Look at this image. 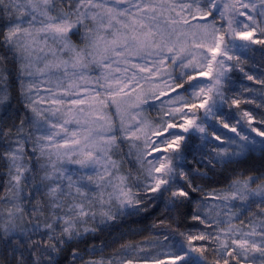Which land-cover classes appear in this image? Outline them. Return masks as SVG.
Instances as JSON below:
<instances>
[{
	"label": "snow or ice",
	"instance_id": "6c2138e0",
	"mask_svg": "<svg viewBox=\"0 0 264 264\" xmlns=\"http://www.w3.org/2000/svg\"><path fill=\"white\" fill-rule=\"evenodd\" d=\"M176 7L171 0H0V46L4 50L0 60L10 55L18 62L21 83L34 76L54 82L56 90L49 89L51 103L61 106L49 110L51 116L31 108L35 116L20 118L14 139H6L11 129L0 128V140H5L0 157L8 178L0 194V256L5 264H206L204 253L213 246L220 256L215 264H245L249 259L251 264H264V177L236 178L227 194H213L228 202L224 205L229 209L228 218L221 221L204 214L208 205L202 206L197 197L202 191L199 181L209 179L207 173L189 167L187 156L180 151L183 133L190 130L205 133L201 139L211 136L221 141L216 164L233 163L258 143L264 151V139L257 140L264 138V119L253 126L254 117L243 113L244 123L255 136L243 127L237 130L242 123L239 119L231 127L220 120L223 128L235 134L227 141L229 146L238 144L239 150L230 152L223 146L222 136L209 130L212 125L197 123L196 115L204 109L205 119H218L227 115L225 106L239 105L238 99L226 96L233 66L225 58L231 60L230 53L250 44H264V39L254 38L258 31L264 36V0H182L175 18L166 15ZM188 17L198 22L191 24ZM191 49L203 50L199 59ZM167 62L183 70L179 79L188 87L177 83L172 88L184 92L170 98L167 119L144 136L136 152L140 175L122 173L113 158L118 149L117 132L140 141L137 133L147 122L124 127L122 121L120 129H113L88 102L100 97L101 90L113 98L130 95L135 89H124L135 74L132 78L113 75L122 68L127 72L125 66L146 71L151 63L159 70ZM97 70V83L101 79L104 83L96 90L83 88L88 95H81L79 82L91 80ZM6 80L7 75L0 71V105L7 100ZM257 83L264 84V79ZM31 103L34 101L27 106ZM97 103L104 105V101ZM140 104H148V98L137 97L135 106ZM25 120L31 128L27 134ZM72 124L77 127L70 132ZM177 128L183 133L175 131ZM81 131L86 133L82 137L78 136ZM26 143L32 144L35 171L25 163ZM69 145L74 146L70 151H59ZM199 163L205 166L204 160ZM29 186L31 190L26 191ZM145 201L162 204L168 213L159 221L165 227L156 237L159 250L154 255L139 256L145 252L143 247L121 244L115 257L84 259L80 244L88 245L85 251L91 257L102 254L115 241L96 244L98 234L115 221L146 211L149 205L141 207ZM193 206L195 211H191ZM249 214L253 220L248 231L234 227L235 218ZM177 216L182 223L190 217L208 228L215 224L217 230L170 231L166 220ZM221 223L228 227H219ZM194 241L203 243L196 246Z\"/></svg>",
	"mask_w": 264,
	"mask_h": 264
},
{
	"label": "rangeland",
	"instance_id": "374dc122",
	"mask_svg": "<svg viewBox=\"0 0 264 264\" xmlns=\"http://www.w3.org/2000/svg\"><path fill=\"white\" fill-rule=\"evenodd\" d=\"M171 2L177 5L176 10L174 12L166 13V15L175 18L177 12H180L179 5L181 4L182 0H171ZM182 15L186 16L187 14L182 13ZM188 19L191 24H196L198 22L197 20H192L191 17H188ZM208 19L210 20L211 17H209ZM219 23L220 21L217 20L218 25ZM184 27L187 28V26ZM254 38L264 39V36H261L258 31ZM191 50L197 53V58L199 59V53L203 50ZM230 55L233 57L231 60H227V58L225 59L226 63L229 66H233L232 70L228 73V76L231 78L232 82L226 85L225 92L226 96H228L230 99H238L240 101L239 105L225 106L223 108V112L227 115H219L218 119H213L211 116L205 119L203 115L205 111L204 109H200L196 113V115L199 118L197 120V123L204 122L205 124L212 125V128H210L209 130H216L217 133L222 136L223 146L228 147L229 151L231 152L234 150H239L238 144L229 146L227 141L228 137H234L235 134L232 133L230 129L223 128V125L220 124V120H225V122H228L231 127L233 125H236V120L239 119L242 121V123L238 126L237 130L239 131L240 127H243L249 135L255 136V133H251L248 130L246 123H244L245 118L243 117V113L247 111L254 117L253 126H258V121L264 119V98H262L264 97V84L257 83V80L264 79V44H250L247 49L230 53ZM237 56L239 57V59H236ZM133 63H139V61H133ZM125 67H127V72L123 71L122 68L120 72H114L113 75L117 77L126 76L128 78H132L133 74H135V78L131 80L128 88L124 89L125 92H129L130 89L134 88L135 90L131 91L130 95L125 96L123 93H121L120 95H117L113 98L104 95L103 90H101V96L96 98V100H89L88 103L91 104L94 109H99L98 114L103 115L113 129H120L122 121L124 127H132L140 121L147 122L148 126H146L142 132L137 133V135L141 137L140 141H135L134 138H124L122 132H117L118 149L114 150L115 154L113 155V158L119 162L120 171L122 173L131 172L133 176H136L140 175V172L136 165V152L137 149L141 146L144 136L150 135L151 128L158 126L162 119H167L165 113L170 110V105L168 103L170 98L175 97L177 93L184 92L183 88H176L175 91H172V88H174L177 83H183L184 88H187L188 85L187 83H184L183 80L179 79L183 70L177 68L170 62H167L163 67H160L159 70H157V67L153 66L151 63L146 66L149 69L146 71H141L140 68H133L131 67V65H127ZM240 69H243V71H240ZM0 71L3 70L0 69ZM246 74L254 76L255 79L248 80ZM98 76L99 71L97 70L92 73L91 80L86 82H79L81 84V95H88L87 92L83 91V88H88L89 90H96L100 88V85L104 82L101 79L99 83H97ZM18 83L19 99L23 104L25 110L27 111V114L23 117L35 116V114L31 111V108H35L37 112L42 113L44 116H51V111L49 110H54L57 107H61L59 105H53L51 103L52 91L56 90L54 87V82L50 83L47 80H42L39 76H34L32 79L25 78L22 83L18 79ZM113 87H116V85H113ZM50 88L52 89V91H49ZM137 97H140L141 99L147 97L148 104H140L137 108L135 106L137 103ZM185 98H188L186 93ZM97 100L104 101V105L101 106V104L97 103ZM31 101H34V103H31V106L28 107L27 105H29ZM3 107H5V105H0V112H2L1 109ZM85 107L87 108V105ZM61 111H63V108H61ZM13 112L14 111L6 113V115L0 119V128L4 130L11 129L6 139H14V137L16 136L17 126H19L20 124V117H18L17 114ZM57 115H59V113H57ZM229 115H234L235 118L229 120ZM35 118L39 119V117ZM76 127L77 126L74 124L69 125L70 132L72 130H75ZM30 131L31 128L27 125V120H25L24 134H27ZM175 131L183 133V129L180 128H177ZM85 134L86 133H84L83 131L78 132V136L81 137ZM183 135L185 136V140L181 142L180 151L187 156V164L189 167L199 168V170L203 172V170L209 168L218 169L223 168L226 165L216 164V161L214 159V157H216L217 146L221 144V141H216L214 137L211 136H208L207 139H201V137H204L206 134L199 133L194 130H190L189 133H183ZM121 139H123V143L120 142ZM261 139L264 138L257 137L258 141ZM4 143L5 140H0V153L5 150L3 148ZM185 145H188V147L185 148ZM258 146L261 145L258 143L254 148L247 149L244 154L250 150H256L257 148H259ZM72 147L74 146L69 145L67 148L62 147L59 149V151H70ZM31 148V143L25 144V163L29 164V166H31L35 171L37 160L32 158L33 153L31 151ZM51 151L54 152L56 151V149H52ZM38 152L39 149L37 147V154ZM201 160L205 161V166L200 165L199 162ZM208 161H211V164H208ZM3 169H5L3 172L7 171L6 165H3ZM259 176L264 177V174ZM38 178L39 177L37 174V180L35 182H38ZM236 178L243 179L245 177H235L234 179ZM233 180H231L224 187L220 186L207 188L201 186L202 191L197 193V197L201 201L202 206L205 204L208 205V207L203 208L204 214L211 215L221 221L227 220V213L229 209L224 205L228 202L214 198L213 194H227L231 190L229 186ZM25 190L30 191L31 187L29 186ZM145 205L149 206L147 207L146 211L141 212V216L145 213H150L156 206V204L145 201V203L142 204L141 207H145ZM216 205H219V207H215ZM217 212H219L218 217L216 216ZM165 217L166 216L164 215V213L157 211L152 217H149L145 225H140V227L138 228L134 227L133 222L131 221L125 223V221L130 217H124L118 221L113 222L112 226H110L109 229L105 231V234H111L109 241L115 242L109 243L108 247L102 254H98L95 257H91L89 254L90 257L84 259H99L101 255L105 259L115 257L119 254L121 244H131L137 248L143 247L145 249V252L139 253V256H144L145 254L154 255L159 250V246L156 243V237L161 233V228L165 227V225H160L159 221L161 219H164ZM252 220L253 216L252 214H249L247 216H240L238 218H235L232 223L235 228L242 231H248L249 224ZM191 222L192 224H197L198 227L180 230L171 223V220H166V225L170 226L169 230L173 232L179 231L186 233L188 231H192L195 233L199 231L212 232L217 230V226L215 224H213L211 228H208L206 225H199L198 221ZM153 225H156V227H153ZM219 227L226 229L228 225L221 223ZM179 238L184 239L183 237ZM186 242L187 241L185 240V243ZM164 243H167V241H165ZM202 243L203 242L201 241L193 242V244L196 246H199ZM204 257L206 259V264H215V261L220 259V256L215 250V246L209 247L207 251H205ZM245 264H251V260L249 259V261H246Z\"/></svg>",
	"mask_w": 264,
	"mask_h": 264
},
{
	"label": "trees",
	"instance_id": "16d2710c",
	"mask_svg": "<svg viewBox=\"0 0 264 264\" xmlns=\"http://www.w3.org/2000/svg\"><path fill=\"white\" fill-rule=\"evenodd\" d=\"M4 55V50L2 46H0V56ZM2 63V64H1ZM0 69L4 71V73L7 75V80L5 82L7 87V100L5 102V107H3L0 112V119L3 118L6 113H9L11 111H14L13 113L17 114L18 117H23L27 114V111L25 110L23 104L20 102L19 99V90H18V79L19 76V68H18V62L12 57L7 56L5 59L0 60ZM1 123V120H0ZM18 124V123H15ZM1 127V124H0ZM256 150H250L246 152L241 157L236 158V160L233 163L226 164L223 168L218 169H206L203 170V172H206L209 179L201 180L199 183L203 187H224L226 186L231 180H233L235 177H246L248 175L252 176H259L264 174V151L261 150V146H258ZM0 194L3 193V187L4 183L7 181V176L4 175L3 172L5 169H3V165H5L3 158H0ZM162 212L165 216L168 215L166 210L164 209L162 204H156V206L153 208V210L150 213H145L142 216H133L130 217L125 221L127 223L128 221L133 222L134 227H140V225H145L149 219V217H152L156 212ZM191 211H194V206L192 207ZM171 220V223L175 225L176 228L180 230H185L189 227L184 226L186 223L187 225H191V219L188 218L187 221L182 223V218L177 216L175 220ZM179 225V227H178ZM99 239L94 241V243L99 244L100 242H108L110 239V235L105 234L104 232H101L98 234ZM88 247L86 244H80L79 250L83 254L84 258H89V253L85 251V248ZM98 255V254H97ZM0 264H5L4 258L1 256L0 258Z\"/></svg>",
	"mask_w": 264,
	"mask_h": 264
}]
</instances>
